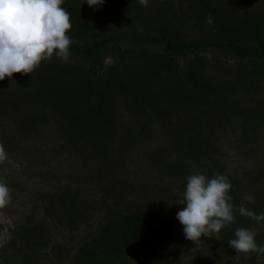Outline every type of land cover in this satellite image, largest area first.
<instances>
[{"label": "rangeland", "instance_id": "374dc122", "mask_svg": "<svg viewBox=\"0 0 264 264\" xmlns=\"http://www.w3.org/2000/svg\"><path fill=\"white\" fill-rule=\"evenodd\" d=\"M149 1H156L158 13L156 18L148 17L152 21L149 25L146 17L140 21L128 17L123 0H106L102 10L114 17L121 15L124 27L134 33H149L156 38L177 30L185 42L192 40L195 14L190 12L191 5L199 0ZM222 1V8L230 6L236 12L253 0ZM159 20L168 29L156 28ZM245 29L253 31L254 27L247 25ZM151 52L171 58L173 69L162 66V73L177 75L170 77L168 84L176 85L180 75L190 69L187 66H192L201 81L217 90L198 91L199 100L195 103L187 102L188 93L184 97L186 106L177 111H153L147 105L132 103L123 82L110 74L114 112L109 114L113 121L106 114L109 105L101 106L96 103L100 99L96 101L95 97L87 101L86 92L97 87L89 88L84 68L69 59L54 56L31 74L35 77L16 74L0 81V145L7 153V160L0 163V179L12 186L11 203L0 209V237L5 238L0 240V256L4 257V264H78L73 263V257L81 246L91 248L93 234L103 227L101 217L108 213L106 220H110L113 215L126 214L129 197L137 201L135 205L141 201L153 210L172 209L176 217L183 207L177 204L179 193L185 190L187 177L192 174L202 173L209 178L217 172L223 174L232 185L231 192H238L248 209L245 195L253 196L255 203L258 197L264 202V120L258 122V114L251 111L258 99L264 103V78L254 83L247 81L252 76L253 62L221 56L211 49L206 53L188 52L185 58H175L162 47L151 48ZM113 57L109 55L103 60L102 69L118 66L125 59L131 66L126 69L137 71L142 84L154 78L163 85V75L148 74L153 55L144 56L139 43L119 42ZM52 64L60 66L55 70L63 68L64 73L74 66L61 82L67 84V95H61L60 100L48 92L49 99H37L32 95L35 88L52 87ZM92 79L89 82L93 83ZM20 94L23 99H19ZM145 94L150 95V90H145ZM250 113L255 115L254 120L250 121ZM116 126L119 136L114 141ZM13 139L17 140L14 144L10 142ZM192 150L193 158L189 156ZM152 154L160 163L155 162ZM249 220L248 228L256 232L257 244L264 245V222ZM239 225L234 222L222 229L219 239L202 237L195 243L186 239L179 224L180 238L170 240L166 254L120 242L121 249L113 244L108 247V255L104 248L105 253L93 264H191L187 261L194 256L211 259L203 264H233L237 253L225 237L235 238L230 230L243 227ZM20 229L29 233L27 243L18 240L9 246L12 257L7 258L3 251L8 248L6 240L12 236L14 242ZM99 237L94 242L97 247L102 246ZM250 258L245 259L249 262Z\"/></svg>", "mask_w": 264, "mask_h": 264}, {"label": "trees", "instance_id": "16d2710c", "mask_svg": "<svg viewBox=\"0 0 264 264\" xmlns=\"http://www.w3.org/2000/svg\"><path fill=\"white\" fill-rule=\"evenodd\" d=\"M85 2L86 0H64L63 7L71 15L72 25L71 31L68 33L72 40V46L70 49L71 56L69 57V60L75 65L82 66L84 68L83 72L86 79L85 82L89 88L92 86H96L98 88H96L95 91L90 89L86 92L88 97L87 101L92 100V97H95L96 101L100 99L101 102L96 103H101V106L109 105L110 108L108 109L109 112L107 111L106 113L107 115L114 112L111 109L112 103L110 100L112 93V85L109 79L110 74L113 79H119V81L123 82L122 87L124 92L132 103L135 102L139 104V106L147 105L153 111H161L163 108L171 109V111H177L180 107L186 106L184 105V97H186L188 93L190 94L187 102L195 103L199 100L196 95L198 91L203 92L206 88L213 91L217 90L214 85L211 88V86H209L205 81H201L197 76V73L191 68L192 66H187L190 69H187L185 74L180 75L177 79L176 85L168 84L167 80L170 79V77L177 76L175 75V72L167 73L165 71V73H162V66L164 65L167 69H173L171 66V58H169L168 55L151 52V48L162 47L167 52L172 53V56L175 58H185L187 57L188 52L191 51L196 53H206L209 49H211L219 52L221 56L231 55V57H234L237 60L247 59L252 61L254 68L252 76L247 79V81L254 83L259 82L257 81L259 78H264V36H261L262 33L264 34V15H262L264 0H253L250 5L242 8V11L236 12L230 6L222 8V0H199L197 3L193 1L191 5L192 11L190 12L192 15L195 14L192 18L195 29L190 31V33H193V37L189 42H185L182 38L183 35L177 30L174 32H166L167 34H163L156 38L149 36V33H147L148 35L145 33H134L132 32L134 30L126 29L124 27L121 15H119V17H114L110 15L109 12L106 13L102 10L103 5L92 8ZM123 2L125 4L123 7L129 10L127 13L128 17L139 21L143 17H146L148 25L150 22L152 23L148 17L152 19L156 18V15H158L157 5H155L156 1L154 3L149 1L147 7L140 4L139 0H123ZM209 16L214 21L212 25H209L206 22ZM247 25L253 26L254 30L249 31L245 29ZM158 27H161L163 30L168 29L163 20L158 21L156 28ZM122 41L129 43V45L139 43L144 56L146 53L148 56L153 55L154 61L149 63L151 67L148 74L152 75V77H156L157 75H160L161 77L163 75L165 77L163 85H161L154 78L145 84H142L140 78L142 76L138 77L137 71H130L126 69V66H131L126 63L125 59L121 64H118V66L111 65L110 68L102 69L103 60L109 55L112 57L115 56L117 44ZM250 42H252V45H249ZM145 48H148L150 52ZM55 66L56 65L54 64L51 66L55 75L53 82H50V86L52 87L45 90H42L39 87L35 88V91L32 94L35 98L49 99V93L59 99L61 95H67V84H62L61 82L67 74H70L68 71L74 66H71L67 73L63 72V68L55 70L60 67ZM49 69L50 68L47 66L46 71ZM101 71L104 72L99 75V72ZM31 77H35V75ZM91 78H93V83H91V81L89 82V79ZM42 84H44L43 81L41 82V85ZM192 89L195 90V93H191ZM32 90L28 92V95ZM70 90L71 89L69 88V91ZM145 90H150V95L147 96L145 94ZM101 96L106 97V99L103 100ZM18 97L19 99L24 98L21 94L18 95ZM258 100L259 102H257L256 107L251 111L255 112V115L258 114V122H263L264 103H261L262 101L260 99ZM225 105L229 109V105L227 103H225ZM249 115L252 116L250 118L248 117L250 121L251 119L254 120L253 116L255 115H251V113ZM110 117L114 121V118L111 115ZM114 134L113 140L115 141L117 135L119 136L118 128L115 130ZM198 139L199 138H197V141ZM16 141V139H13L10 142L14 144ZM199 141L204 142V139L200 138ZM124 145L129 147L128 144ZM194 155L195 150H192L189 156L193 158ZM151 157L157 164L160 163L157 161V156L152 154ZM167 164L171 166L170 163L167 162ZM170 166L168 167L170 168ZM9 187L12 189L11 185ZM145 190H152V188ZM101 192H105V189H102ZM129 193L132 196L134 194L131 192ZM237 193L238 192L236 191H232L230 193L232 197L231 203L234 206V215L238 216L235 219V222L248 228L250 225L249 218L241 216L238 212V208L241 206L244 207L245 203L242 202ZM79 199L80 198H78V205L80 204ZM129 199L126 214L123 216L114 217L113 215V217H111L112 219L106 220V215H110L106 213L104 214V218L101 217V221L103 223L102 230L100 229L98 232L93 234L91 248L84 249L82 246L79 248V253H76V256L73 257V263L76 261L79 262L78 264H93L94 260L98 261L100 254L105 253L104 248L108 255L110 252V248L108 249V247H112L113 244L120 245L121 247H117L121 249L122 245L120 242L137 247H147L152 252L158 254L168 253L167 250L168 244L171 243L170 240L176 241V238H180L178 233L180 223L176 226V223L179 221L175 217L172 209L169 210L155 207L156 209L153 210L149 206L144 205L141 201L140 205H135L137 201L134 200V198L132 199L129 197ZM256 200L257 203L247 202V206L249 207V210L254 211L256 214H260L264 212V202L261 197H258ZM171 217L173 220H171ZM18 226L21 227L22 225ZM21 229L16 232V239L14 242L12 236L6 240L8 248L3 251L7 258L9 255L12 257V253L10 254L9 251V246L14 245L18 240L27 243L26 238H29V233H23ZM236 229H238L237 226L233 227L230 232L235 233ZM20 231L24 234V236H21ZM97 237H99L98 239L101 241L100 244L102 246L97 247L94 245ZM213 237L217 238L215 236ZM219 238L220 237L217 239ZM225 238L229 241L231 240L230 238L233 237L231 236ZM115 248L116 247H114V249ZM1 251L2 249L0 252ZM111 251L115 253L117 248L116 251ZM207 257L208 256H194L187 262L191 264H197V262L198 264H203L211 260ZM240 257L241 258L237 257V260L233 262V264H262V257L264 256L252 253L250 254L251 258L249 262L242 256V254ZM4 263V257L0 256V264Z\"/></svg>", "mask_w": 264, "mask_h": 264}, {"label": "clouds", "instance_id": "9594fccd", "mask_svg": "<svg viewBox=\"0 0 264 264\" xmlns=\"http://www.w3.org/2000/svg\"><path fill=\"white\" fill-rule=\"evenodd\" d=\"M105 0H86L89 7L102 6ZM148 6L149 0H139ZM64 0H0V81L12 79L16 74L30 75L42 63L54 56L67 61L71 56V15L63 7ZM209 25L214 23L209 16ZM7 160V153L0 145V163ZM232 185L223 174L214 173L211 178L202 173L187 177L186 187L179 193L177 204L183 205L177 212V220L186 239L201 241L202 237H219L222 229L235 222L234 206L230 195ZM10 187L0 180V209L11 203ZM244 200L254 202L245 195ZM241 216L256 222H264V212L256 214L246 207H239ZM228 244L237 257L250 258L257 253L264 256V245L256 242L253 229L240 227L235 230ZM5 238L0 237V240Z\"/></svg>", "mask_w": 264, "mask_h": 264}]
</instances>
